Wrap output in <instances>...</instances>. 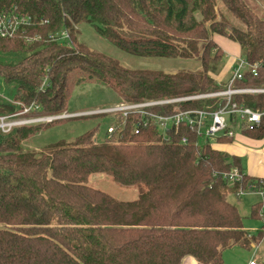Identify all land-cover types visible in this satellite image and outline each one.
<instances>
[{
  "label": "trees",
  "instance_id": "1",
  "mask_svg": "<svg viewBox=\"0 0 264 264\" xmlns=\"http://www.w3.org/2000/svg\"><path fill=\"white\" fill-rule=\"evenodd\" d=\"M0 10L31 16L25 33L41 37L29 42L25 35L0 36L5 94L0 115L32 104L38 108L29 116L75 113L74 90L88 83L111 89L117 95L113 103L218 90L223 83L212 73L220 72L226 53L216 36L239 43L243 57L259 66L257 75L247 71L237 85L264 86V6L258 0H0ZM83 23L129 54L197 60L200 67L174 73L126 67L79 42ZM63 29L71 45L50 37ZM234 98L264 108V93ZM175 106L152 109L171 113ZM107 115L63 117L0 132V264H182L187 255L199 264H225L226 249L251 248L263 239L262 232L250 236L245 229L244 217L229 199L235 187L221 176L233 167L244 172L237 156L187 128L170 132L174 142L155 126L136 134V115L126 118L119 135L98 144L95 137ZM67 119L93 123L72 140L26 148L39 133ZM244 133L264 137V122ZM183 135L188 144L180 142ZM97 174L137 188V197L119 199L93 186L90 179ZM250 178L245 173L242 183ZM261 206L260 201L253 204V218L261 220Z\"/></svg>",
  "mask_w": 264,
  "mask_h": 264
},
{
  "label": "built area",
  "instance_id": "2",
  "mask_svg": "<svg viewBox=\"0 0 264 264\" xmlns=\"http://www.w3.org/2000/svg\"><path fill=\"white\" fill-rule=\"evenodd\" d=\"M33 24L31 16L20 13L0 10V36L13 38L25 35L27 41L32 42L40 39L39 34L28 35L26 29ZM63 44L71 45L72 39L67 29L57 33V36L50 35ZM258 65L249 63L245 57H238L232 67L231 75L226 84L218 90L193 94L184 97L167 98L159 100H148L143 102L121 101L98 108L89 112L63 113L59 115L29 116L32 109L38 105L24 107L22 111L0 115V132H10L14 127L38 122H49L57 118L72 117L75 115H88L95 113H106L114 116V123L107 128L105 137L111 140L113 135H119L125 128L126 118L136 115L133 124V131L138 134L144 128L155 126L162 133L167 142H174L170 132L178 133L182 128H187L203 139L217 140L219 137L235 138L238 132L254 131L261 127L264 122V108H252L244 103L235 100L236 95L261 94L264 93V86H238L237 82L244 78L247 71L254 75L258 73ZM210 101L204 107L179 108L178 103L188 101ZM176 105L174 112L162 113L153 110L155 106ZM35 117V118H33ZM122 118L120 122L119 118ZM183 144L189 143V137L183 135L180 140ZM216 174V173H215ZM244 172L238 167L221 173L227 181L228 186L235 187L234 195L242 197L246 194H256L259 197L261 206L262 233L264 234V178H250L244 180ZM237 184H240L236 187ZM255 249L258 248L254 242ZM249 264H259L253 258Z\"/></svg>",
  "mask_w": 264,
  "mask_h": 264
},
{
  "label": "rangeland",
  "instance_id": "3",
  "mask_svg": "<svg viewBox=\"0 0 264 264\" xmlns=\"http://www.w3.org/2000/svg\"><path fill=\"white\" fill-rule=\"evenodd\" d=\"M258 6L262 8L264 6V0H258ZM220 7L223 9H220ZM219 10L224 11L225 9L222 5H219ZM230 17L236 24H241L240 21L234 18L231 14ZM79 29V42L85 44L90 50L106 53L119 59L126 67L163 70L170 73H174L182 69L196 70L200 67V63L197 60L138 57L123 51L107 39L103 38L97 32L96 28L90 23H83L79 26ZM218 41L222 44L224 43V39H219ZM236 45L237 44H235V46ZM239 56L243 57L242 50L240 49ZM227 63L228 58L225 57L224 62L221 65L220 72L212 73L215 80L223 84L228 82L231 75L229 70H227ZM2 84V80L0 79V96L4 97L5 94L3 92ZM116 96V93H114L108 87L96 83H88L85 85L76 86L72 96L71 106L73 110L77 111L75 113H80L82 112L81 110L85 108L91 109L83 112L93 113V111L98 108H104L113 104V102H115ZM75 116H79V114ZM114 120V116L112 115L103 116L101 119L100 128L98 129V133L95 137L96 143L100 144L105 141L107 128L114 123ZM92 123L93 122L91 120L85 119L62 120L32 138L31 141L26 144V148L29 150H40L44 145L58 138L72 140L75 136L81 134L86 128L92 125ZM211 143L214 144L215 142L212 140ZM90 183L93 186L99 187L109 192L119 199L132 200L137 197V188L120 185L119 183L115 182L111 176L106 174H97L92 176ZM229 199L239 207L240 212L244 217V227L250 236L258 235L262 231V222L259 218H253L251 216V211L253 204L260 201L259 197L256 194H246L242 197H237L232 193L230 194ZM229 255L232 257L237 256L238 258H241V261L243 262L255 257L259 264H264V239L260 246H258L256 249L254 247V243L251 244V248L235 245L231 249L226 250L227 260H230Z\"/></svg>",
  "mask_w": 264,
  "mask_h": 264
},
{
  "label": "crops",
  "instance_id": "4",
  "mask_svg": "<svg viewBox=\"0 0 264 264\" xmlns=\"http://www.w3.org/2000/svg\"><path fill=\"white\" fill-rule=\"evenodd\" d=\"M215 39L226 52V57L228 58L227 70L231 73V68L233 67L235 60L239 57V49L241 50V47L239 43L224 36H216ZM219 39H224V43H220L218 41ZM235 44L237 45L235 46ZM214 142L215 143L212 144L214 148L224 151L230 156H237L241 161L244 172L251 178H264V137L255 138L244 132H238L235 138H232L231 141H226L224 140V137H219ZM263 239L257 243L258 246H260ZM224 257L225 264H249L250 260L253 258L255 259V257H252L248 261L243 262L241 261V258L229 255L230 260H227L226 251ZM182 264H199V262L194 256L187 255L182 259Z\"/></svg>",
  "mask_w": 264,
  "mask_h": 264
}]
</instances>
